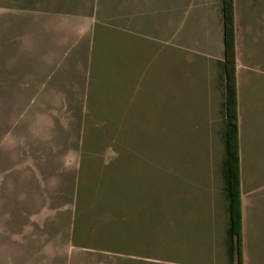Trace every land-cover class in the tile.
I'll use <instances>...</instances> for the list:
<instances>
[{"label":"rangeland","instance_id":"obj_1","mask_svg":"<svg viewBox=\"0 0 264 264\" xmlns=\"http://www.w3.org/2000/svg\"><path fill=\"white\" fill-rule=\"evenodd\" d=\"M233 18L241 264H264V0H233ZM158 49L131 65L129 99L111 61L97 82L56 81L0 49V264H229L221 70L201 54L166 66Z\"/></svg>","mask_w":264,"mask_h":264},{"label":"crops","instance_id":"obj_2","mask_svg":"<svg viewBox=\"0 0 264 264\" xmlns=\"http://www.w3.org/2000/svg\"><path fill=\"white\" fill-rule=\"evenodd\" d=\"M206 3L205 0H0V49H4L6 64L31 66L28 75L45 74L56 81L71 80L77 70L84 73L85 80H95L93 74L101 73L102 67L111 61L117 66V94L129 99L134 93L130 91L134 89L133 82L126 87V81L134 75L131 65L139 58L141 48L150 43L160 47L166 66H172L174 53L188 63H194L193 56L201 54L214 60L220 69L223 55L220 3L213 0L216 16L212 27L219 32L215 35L217 56H213L210 52L213 48L200 34L205 29L202 15ZM222 82L221 74V103ZM156 91L152 94L157 95ZM95 93L99 91L95 89ZM165 93L171 95L170 90ZM237 122L240 151L238 98ZM247 207L245 204L246 216Z\"/></svg>","mask_w":264,"mask_h":264},{"label":"trees","instance_id":"obj_3","mask_svg":"<svg viewBox=\"0 0 264 264\" xmlns=\"http://www.w3.org/2000/svg\"><path fill=\"white\" fill-rule=\"evenodd\" d=\"M222 26L223 55L219 62L222 74L221 141L223 156L220 164L222 193L227 217L225 252L229 264H241V187L237 122V89L235 79L233 0H219Z\"/></svg>","mask_w":264,"mask_h":264}]
</instances>
